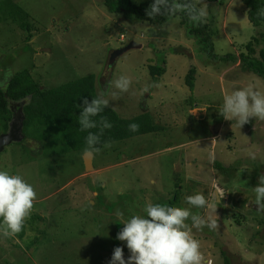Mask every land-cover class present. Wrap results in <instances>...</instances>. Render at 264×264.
I'll return each mask as SVG.
<instances>
[{
    "label": "rangeland",
    "instance_id": "obj_1",
    "mask_svg": "<svg viewBox=\"0 0 264 264\" xmlns=\"http://www.w3.org/2000/svg\"><path fill=\"white\" fill-rule=\"evenodd\" d=\"M13 1L34 29L27 41L26 32L0 23V87L22 70L46 90L90 76L97 95L105 90L108 108L120 118L146 114L162 130L107 146L88 172L83 154L67 150L49 120L23 131L20 143L0 153V169L21 175L37 197L20 237L0 236V264H110L116 247L127 260L126 242L117 239L124 220L144 215L148 203L173 205L174 195L173 206L191 207L185 198L198 192L209 207L192 211L218 224L215 230L192 229L202 264H256L257 250L264 252L257 239L264 214L252 203L264 175V120L251 118L239 128L219 111L224 95L250 82L264 91V82L239 65L202 55L177 19L158 28L122 21L104 0ZM222 1L203 0L206 21L213 22L214 55L244 53V45L264 36V27L250 25L242 0ZM129 44L136 48L109 64L112 53ZM150 67L164 73L153 78ZM191 69L192 92L184 85ZM120 76L131 81L126 93L114 88ZM6 130L0 121V133ZM221 199L229 203L217 209Z\"/></svg>",
    "mask_w": 264,
    "mask_h": 264
},
{
    "label": "clouds",
    "instance_id": "obj_2",
    "mask_svg": "<svg viewBox=\"0 0 264 264\" xmlns=\"http://www.w3.org/2000/svg\"><path fill=\"white\" fill-rule=\"evenodd\" d=\"M181 11L193 22H206L209 16L207 4L203 0H197L195 4L180 3L177 0H152L146 15L156 17ZM130 84L131 81L127 77L120 76L114 81V88L119 93H126ZM144 91L147 92L148 88L146 87ZM117 94L111 93L113 97ZM106 95V91L101 90L91 101L87 98L81 101L82 110L78 116L80 131L100 129L99 133L88 131L85 137L86 147L83 149V156L86 158H92L101 151L104 146L101 142L103 130L112 127L105 117H101L99 121L95 119L109 106ZM219 113L239 128L249 123L251 118L264 120V91H260L255 82L233 90L231 94L224 95ZM128 128L132 132H138L140 125L130 123ZM253 191L254 205L258 211L264 212V175L259 177ZM36 197L33 185L21 175L0 169V236H14L23 230ZM185 199L191 207L148 203L144 215H133L124 220L117 239L126 242L131 255L126 260L123 249L116 247L110 264H202L200 242L194 238L192 229L207 227L209 230H215L218 224L216 220H206L202 215L192 211L193 208L203 209L208 206L204 193L198 192ZM117 215L123 217V213ZM188 221H191V224Z\"/></svg>",
    "mask_w": 264,
    "mask_h": 264
},
{
    "label": "trees",
    "instance_id": "obj_3",
    "mask_svg": "<svg viewBox=\"0 0 264 264\" xmlns=\"http://www.w3.org/2000/svg\"><path fill=\"white\" fill-rule=\"evenodd\" d=\"M180 3H193V0H177ZM206 3H218L223 5L222 0H205ZM246 9V17L250 25L254 28L264 27V0H242ZM151 2L139 5L133 4L130 0H104L103 5L110 14H121V19L129 24L146 23L158 28L166 27L170 21L178 20L179 26L184 30L185 37L195 41L197 50L207 56L208 59L221 61L232 67L239 65L244 72L251 73L264 82V46L258 48L264 43V36L253 38V40L244 45V53L229 54L224 57L214 55V32L211 28L212 21L193 22L184 12L175 14H164L156 17L146 15ZM0 23L27 33L25 39L31 40V32L34 29L32 23L29 24L28 15L17 6L13 0H0ZM151 76L161 75L164 69L150 67ZM194 71L191 69L184 78V85L192 92ZM97 97L93 77H85L77 81L52 90L42 89L39 84L34 82L31 74L27 70L17 72L6 82L4 87H0V121L4 123L5 130L11 119V112L8 105L13 102L19 103L26 101L22 107L24 116L22 132L31 128L34 124L36 128L41 123H52L61 135L67 150L77 154H83L86 147L85 137L88 131L99 133L100 129H91L80 131L78 116L82 110L81 101L87 98L89 101ZM105 117L111 124L110 129H104L101 136V150L107 146L129 140L138 136L152 133H158L162 126L153 123L149 115H142L131 119H122L116 112L106 108L95 119L100 120ZM36 122H38L36 124ZM130 123H138L140 129L138 132L129 130ZM6 132V131H5ZM1 134V133H0ZM101 152V151H100ZM173 205L177 203V195L173 197ZM20 234L17 235L20 237Z\"/></svg>",
    "mask_w": 264,
    "mask_h": 264
},
{
    "label": "water",
    "instance_id": "obj_4",
    "mask_svg": "<svg viewBox=\"0 0 264 264\" xmlns=\"http://www.w3.org/2000/svg\"><path fill=\"white\" fill-rule=\"evenodd\" d=\"M132 48H136V46L129 44L125 46L122 49H119L115 52L112 53V56L110 57L109 64H112L116 58L120 57L127 51H129ZM15 106L18 108L17 112L14 113L11 121L8 124V132L4 135L0 136V152L4 150L5 147H8L9 145L13 143H20L22 141V126H23V121L24 117L22 115V107L23 103H16ZM91 160L92 158H86L84 157V169L86 172L92 170V165H91Z\"/></svg>",
    "mask_w": 264,
    "mask_h": 264
},
{
    "label": "flooded vegetation",
    "instance_id": "obj_5",
    "mask_svg": "<svg viewBox=\"0 0 264 264\" xmlns=\"http://www.w3.org/2000/svg\"><path fill=\"white\" fill-rule=\"evenodd\" d=\"M21 103V102H20ZM8 109H9V111L11 112V114H14V113H16L17 112V110H18V108L15 106V105H8ZM7 131V130H6ZM2 133H5V132H2ZM229 200V199H228ZM228 200H227V204L225 203V202H223V199H221V201L220 200H217L218 201V204H217V209L218 208H221L222 206H223V209L224 208H226V206L228 205ZM226 204V205H225ZM245 204H247V201H245ZM219 205V206H218ZM252 206H253V208L255 207V205H253L252 204ZM209 207V206H208ZM257 207V206H256ZM255 207V208H256ZM207 209L208 208H203L202 209V211L204 210V211H207ZM260 213H262V214H264V212H261L260 211ZM258 237H260V238H262V239H258ZM257 239L258 240H263L264 241V228L262 229V232H259L258 234H257ZM250 246H251V244H250ZM256 248V247H255ZM214 249V247H211V250H213ZM255 250H257V249H255ZM261 249H259V250H257L258 252H260V253H258L257 252V256H258V259H257V261L255 262L256 264H263V262L262 261H264V252L263 251H260ZM222 251V250H221ZM263 255V256H262ZM239 262H241L242 263V261H235V260H229V264H239ZM254 263V262H253ZM253 263H251V264H253Z\"/></svg>",
    "mask_w": 264,
    "mask_h": 264
},
{
    "label": "bare ground",
    "instance_id": "obj_6",
    "mask_svg": "<svg viewBox=\"0 0 264 264\" xmlns=\"http://www.w3.org/2000/svg\"><path fill=\"white\" fill-rule=\"evenodd\" d=\"M19 103H20V102H19ZM11 104H12V105H15L16 103L13 104V102H11L9 105H11ZM13 115H14V114H11V119H12ZM22 115H23V112H22ZM23 117H24V116H23ZM11 119H10V121H11ZM10 121H9V122H10ZM8 124H9V123H8ZM22 128H23V126H22ZM7 132H8V131H6L5 133H1L0 136L3 135V134L5 135ZM22 136H23V135H22ZM0 153H1V152H0ZM92 158H93V157H92ZM83 163H84V161H83ZM91 165H92V160H91ZM83 166H84V164H83ZM92 170H93V166H92ZM92 170H91V171H92ZM85 172H86V171H85Z\"/></svg>",
    "mask_w": 264,
    "mask_h": 264
},
{
    "label": "built area",
    "instance_id": "obj_7",
    "mask_svg": "<svg viewBox=\"0 0 264 264\" xmlns=\"http://www.w3.org/2000/svg\"><path fill=\"white\" fill-rule=\"evenodd\" d=\"M208 264H211L210 262H208Z\"/></svg>",
    "mask_w": 264,
    "mask_h": 264
}]
</instances>
